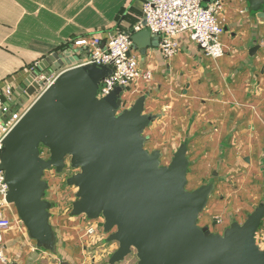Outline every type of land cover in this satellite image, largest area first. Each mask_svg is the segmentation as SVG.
I'll use <instances>...</instances> for the list:
<instances>
[{
    "label": "water",
    "instance_id": "water-1",
    "mask_svg": "<svg viewBox=\"0 0 264 264\" xmlns=\"http://www.w3.org/2000/svg\"><path fill=\"white\" fill-rule=\"evenodd\" d=\"M245 1L249 11L264 19V0ZM131 38L141 54L158 46L157 35L146 28ZM71 58L67 51H55L26 78L24 102L42 84L41 73H59L6 136L0 151L7 200L37 246L53 251L57 241L45 173H62L69 161L79 169L66 179L77 189L71 214L103 219L108 241L118 244L110 264L133 253L137 264H264V248L257 241L264 203L222 233L200 225L214 185L188 189L187 143L163 164L161 152L145 146V130L155 118L146 112L147 96L126 106V88L117 86L98 97L102 80L113 69L96 63L66 67Z\"/></svg>",
    "mask_w": 264,
    "mask_h": 264
},
{
    "label": "crops",
    "instance_id": "crops-1",
    "mask_svg": "<svg viewBox=\"0 0 264 264\" xmlns=\"http://www.w3.org/2000/svg\"><path fill=\"white\" fill-rule=\"evenodd\" d=\"M216 1L225 55L207 56L187 34L171 58L158 46L145 54L135 50L141 71L151 77L134 80L125 95L128 106L147 96L146 112L155 116L145 130L149 151L171 159L187 143L188 188L214 185L199 223L222 233L264 203V19L245 0ZM143 21L142 0H0V84H12L23 106V82L44 57L63 50L73 57L69 64H79L88 51L72 41L94 35L106 40ZM260 240L264 248V220ZM3 244L9 264L55 258L20 229L7 231ZM117 247H110V257Z\"/></svg>",
    "mask_w": 264,
    "mask_h": 264
},
{
    "label": "built area",
    "instance_id": "built-area-1",
    "mask_svg": "<svg viewBox=\"0 0 264 264\" xmlns=\"http://www.w3.org/2000/svg\"><path fill=\"white\" fill-rule=\"evenodd\" d=\"M142 11L145 26L138 24L132 31L117 32L106 40L94 35L72 41L74 47H85L88 51V56L79 64L96 63L109 65L113 69V72L102 80L98 97L108 95L117 86L128 90L132 82L141 76L147 79L151 77L150 71H141L131 38L133 33L144 28L157 35L160 53L166 58H171L179 52L181 38L185 34L207 56L220 58L225 55L226 50L220 38L224 27L220 21L219 4L216 0L211 3L205 0H142ZM58 74L55 71L41 73L38 81H42V84L34 95L38 97L55 81ZM14 92L12 84H0V151L6 136L28 109L24 105H17ZM7 194L8 185L0 159V264H9L3 244L4 234L11 230L14 224H23L14 205L8 202Z\"/></svg>",
    "mask_w": 264,
    "mask_h": 264
},
{
    "label": "rangeland",
    "instance_id": "rangeland-1",
    "mask_svg": "<svg viewBox=\"0 0 264 264\" xmlns=\"http://www.w3.org/2000/svg\"><path fill=\"white\" fill-rule=\"evenodd\" d=\"M73 47V45H71ZM72 65V64H68ZM75 65V64H74ZM67 66V65H66ZM48 71L46 73H49ZM127 91V90H126ZM37 95L31 96L24 105L25 108L35 101ZM43 156L47 155V150L43 149ZM171 159L162 160L163 164H168ZM79 169L72 168L69 161L62 173H57L55 169H50L45 173V179L49 183L46 198L52 202L51 223L57 234V241L53 252V257L46 264H76L83 256L85 264H110V247L116 242L108 241V234L103 229V219H90L85 215L73 216L71 214L72 204L76 200L77 189L69 186L66 179ZM191 190L190 188H188ZM17 213V212H16ZM12 229L21 230L26 235L27 241L32 240L24 224H14ZM260 244L262 241H259ZM60 247L70 248V251H60ZM73 247L80 248L74 250ZM86 253H81L83 249ZM137 264L135 253L126 257L123 262L117 264Z\"/></svg>",
    "mask_w": 264,
    "mask_h": 264
},
{
    "label": "flooded vegetation",
    "instance_id": "flooded-vegetation-1",
    "mask_svg": "<svg viewBox=\"0 0 264 264\" xmlns=\"http://www.w3.org/2000/svg\"><path fill=\"white\" fill-rule=\"evenodd\" d=\"M14 96H15V99H16V103L18 106H20L21 102H22V97H21V100H18L17 97H16V94L14 92Z\"/></svg>",
    "mask_w": 264,
    "mask_h": 264
}]
</instances>
